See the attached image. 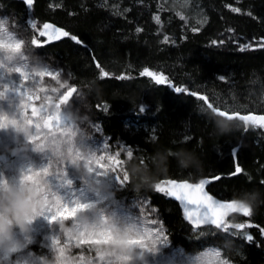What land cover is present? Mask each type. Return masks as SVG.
Masks as SVG:
<instances>
[{
	"label": "trees",
	"instance_id": "1",
	"mask_svg": "<svg viewBox=\"0 0 264 264\" xmlns=\"http://www.w3.org/2000/svg\"><path fill=\"white\" fill-rule=\"evenodd\" d=\"M117 1L119 8L114 9L105 0H36L28 13L22 0H0V13L14 31L24 32L22 52L62 70L68 85L65 90L71 97L83 98L90 120L98 124L108 143L119 148L131 146L126 147L129 154L120 153L125 177L119 187L110 190L113 202L150 198L148 206L159 209L156 213L171 237V244L166 237L170 248L199 253L213 246L230 264H264V238L258 228L246 229L255 237L252 243L233 238L239 231L237 226L245 221L264 227V185L260 183L264 180V130L257 127L243 133L241 121L211 110L264 114V49L257 44L264 36V0H192L205 16L200 26L162 0ZM231 7H239L241 12L233 13ZM27 18L42 26L39 32L22 26ZM45 22L71 30L86 47L65 38L38 54L35 44L40 34L49 40L65 35L60 29L44 33ZM137 27L143 31L137 33ZM165 36L169 37L167 43ZM221 39L223 45L211 44ZM234 40L253 47L239 51ZM93 54L108 73L130 75L131 79L101 80L102 73L92 63ZM145 67L169 77L175 86L207 94L211 103L178 95L166 84L155 85L150 77L139 75ZM220 76L225 79L221 81ZM13 95L23 98V115L46 118L50 101L45 97ZM105 102L110 105L108 115L96 110ZM139 107L144 108L142 114ZM57 124L73 126L70 120L63 122L57 117L50 128ZM233 148L244 173L229 179L227 173L234 171L237 162ZM221 174L225 179L209 184L206 191L230 202L222 204L223 212L215 222L205 223L211 227L198 232L191 231L178 201L153 190H171V184L164 185L163 180L198 183ZM248 210L253 212L251 217H246ZM99 249L92 242L82 246L89 257Z\"/></svg>",
	"mask_w": 264,
	"mask_h": 264
},
{
	"label": "rangeland",
	"instance_id": "2",
	"mask_svg": "<svg viewBox=\"0 0 264 264\" xmlns=\"http://www.w3.org/2000/svg\"><path fill=\"white\" fill-rule=\"evenodd\" d=\"M105 2L119 8L117 0ZM162 2L190 23L205 22L192 0ZM42 31L57 29L44 24ZM24 41V32L14 31L0 13V195L25 187L41 194L26 218L27 231L12 225L11 240L19 246L0 248V264H230L213 246L199 253L170 248L161 219L145 198L113 202L110 190L125 177L120 153L129 150L108 143L83 98L65 90L62 70L22 52ZM13 94L45 97L50 101L46 118L23 115L24 100ZM57 117L73 126L50 128ZM0 218L8 217L0 213ZM90 242L100 247L94 257L82 251Z\"/></svg>",
	"mask_w": 264,
	"mask_h": 264
},
{
	"label": "snow or ice",
	"instance_id": "3",
	"mask_svg": "<svg viewBox=\"0 0 264 264\" xmlns=\"http://www.w3.org/2000/svg\"><path fill=\"white\" fill-rule=\"evenodd\" d=\"M35 3H36V0H22V4L24 5L28 13H31L33 11ZM0 7H2V5H0ZM52 7L53 6L50 4L49 8H52ZM56 7L59 8L61 7V5L57 4ZM230 10L233 13L241 12V9L239 7H231ZM68 15L73 16V13L69 12ZM248 15L251 16L252 13L249 12ZM155 19H156V23L159 24L160 19L158 17ZM43 24L50 25L53 28V30L60 29L63 33H65V35L62 36L59 40H49L46 34H40V38L35 44L38 54H42V50L46 48L52 42L61 41L62 39H65V38L73 42L75 45L86 47L85 41L80 36L73 34L71 30H68L63 26H56L53 23L45 22ZM22 26L23 27L31 26L37 32H39L40 28L42 27L38 25L37 21L31 18L25 19L24 24ZM135 31L137 33H140L141 31H143V29L137 27ZM193 31L198 32L199 29L198 28L193 29ZM229 31H232V29H229ZM182 38L186 39V37H182ZM168 41H169V37L165 36L164 42L167 43ZM172 42L175 43V41H172ZM233 42L237 43L238 50L242 52L253 47V45L251 44H239L236 40H234ZM224 43L225 41L223 39L219 41L218 40L211 41V44L213 46L223 45ZM257 44L260 48L264 49V36H262L260 40L257 41ZM92 63H94L95 69L98 70V73H102V75H100L101 80L105 78H114L118 81L131 79L130 75L122 74L119 76H113L111 73H108L107 70L104 69V66L99 62V60L94 54L92 55ZM139 75L141 77H145V76L150 77L154 81L155 85L157 86L166 84L169 88H171L178 95L186 94L187 96L196 98V100L198 101H201V98H204V99H208L209 103H211V100L207 96V94H202L201 92H198V91H190L187 87H184V86H175L172 83V81L169 79V77L163 74H157L156 72L150 71L147 67H145L142 71H140ZM154 76L159 77V79L158 80L153 79ZM219 79L223 81L225 78L223 76H220ZM96 110L97 112L103 111L105 115H108L110 111V105L107 102H105L102 108L100 105H97ZM220 111H223V109H220ZM138 112L142 114L144 112V108L139 107ZM228 114L231 115V113H228ZM248 114L257 116L252 113H248ZM248 114H244L240 112V113H237V116H243V115H248ZM258 116H264V115H258ZM246 123L248 124V127H245V129L243 130V133H247L250 130H253L257 127L264 129V125L251 123V122H246ZM126 147L131 149V146H126ZM232 155L234 158L237 159V162L234 165V171L227 173V178L229 179L235 176H239L242 173H244V169L238 163V157L236 155L235 148H233L232 150ZM223 179H225L224 174L211 176L207 179H201L198 183H189L187 181L178 182L177 180H174V179H168V180H163L162 182L164 185L171 184V190H169L168 187H164L165 188L164 191H161L159 187H154L153 190L165 197L174 198L176 201H178L180 205L182 206L183 218L187 222V224L190 225L191 231L198 232V231H202L205 227H211V225H206L203 222V218L211 216L210 210H214L216 207H219L223 203L230 202V201H223V200L217 199L214 197V195L209 194V192L205 190L209 184H212L216 181H221ZM248 179L251 180L252 177L249 175ZM260 183L264 185V180H261ZM150 203L151 201L149 198L147 200V204H150ZM186 205H189L192 207L189 208ZM153 211L158 212L159 209L153 206ZM252 215H253V212L251 210H248L246 217H251ZM158 222L160 225L164 227L165 229L164 235L167 237L169 243L171 244L172 243L171 237L170 235H168L166 231L164 222L162 220H158ZM237 227L239 231L237 232L236 236H234L233 238H242L246 243L254 242L255 237L250 232L246 231V229H249L252 227L258 228L261 234V237L264 238V227H261L258 224H253L251 222L245 221L242 226L238 225ZM214 235L215 237L219 238L218 233H215ZM225 235H227V233H225Z\"/></svg>",
	"mask_w": 264,
	"mask_h": 264
},
{
	"label": "clouds",
	"instance_id": "4",
	"mask_svg": "<svg viewBox=\"0 0 264 264\" xmlns=\"http://www.w3.org/2000/svg\"><path fill=\"white\" fill-rule=\"evenodd\" d=\"M40 200L41 194L31 187L0 195V213L8 217L0 218V248L10 251L19 246L18 242L11 240L12 225L15 224L21 232H26V218L39 206Z\"/></svg>",
	"mask_w": 264,
	"mask_h": 264
},
{
	"label": "water",
	"instance_id": "5",
	"mask_svg": "<svg viewBox=\"0 0 264 264\" xmlns=\"http://www.w3.org/2000/svg\"><path fill=\"white\" fill-rule=\"evenodd\" d=\"M211 110L215 114L221 115V116L225 117L226 119H237V120L241 121L244 124V127H248V124L246 122H251V123L264 125V116H258V115H264V114H257V113H252L251 112L252 114H255L257 116H253V115H250L248 113H244V114H248V115L237 116L236 112L235 113H231V115H229L227 112L220 111L219 109L211 108ZM186 206L189 207V208L192 207V206H189V205H186ZM221 210H222V205H220L219 207H216L214 210H210L211 211V216L203 218V222L206 223V224H209V223H212V222L216 221L218 216L221 213Z\"/></svg>",
	"mask_w": 264,
	"mask_h": 264
}]
</instances>
